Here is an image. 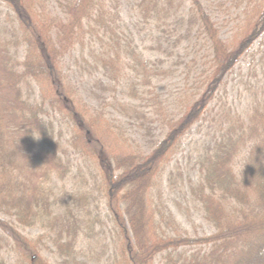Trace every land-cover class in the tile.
<instances>
[{
  "label": "trees",
  "instance_id": "trees-1",
  "mask_svg": "<svg viewBox=\"0 0 264 264\" xmlns=\"http://www.w3.org/2000/svg\"><path fill=\"white\" fill-rule=\"evenodd\" d=\"M122 1L49 0L46 13L39 0H0L13 20L6 30L9 37L0 28V264H49L39 254V241L22 236L3 213L18 224L45 220L54 228L50 237L60 252L72 251L81 231L93 236L91 230L103 225L84 207L94 201L89 189L84 195L66 193L62 205L52 197L53 185L48 184L54 171L68 169L63 156L70 155L45 119L48 107L64 112L71 123L75 153L97 163L93 180L99 177L97 188L106 199L104 212L114 240L111 263L153 264L161 257L163 264H264V70L261 77L248 74L242 109L223 104L215 114L208 113L226 75L264 33V0L244 5L238 17L244 18L246 29L230 43L199 0H125L126 8ZM123 9L131 14L132 26ZM192 38L203 56L185 61L181 46ZM77 46L90 74L113 81H100L102 91L119 88V112L124 108L141 125L162 126L163 138L146 152L107 149L98 122L77 101L66 75L64 54ZM199 68L205 75L194 78L191 86L186 77V86L160 93L179 70L190 74ZM142 105L152 113L141 112ZM205 111L217 129L197 126L200 136L192 144H201V150L181 147L187 136L192 140L191 129ZM184 151L194 162L186 175L194 176L182 193L191 196L210 230L192 238L176 228L168 231L180 223L162 195L154 200L152 194L162 168ZM32 174L43 179L35 187L28 184ZM84 185H89L87 179ZM54 207L63 208L60 219Z\"/></svg>",
  "mask_w": 264,
  "mask_h": 264
},
{
  "label": "rangeland",
  "instance_id": "rangeland-1",
  "mask_svg": "<svg viewBox=\"0 0 264 264\" xmlns=\"http://www.w3.org/2000/svg\"><path fill=\"white\" fill-rule=\"evenodd\" d=\"M190 1L191 0H187V4H189ZM39 2L43 4L46 11V8L48 9L49 0H39ZM199 2L202 7L207 6V10L211 12L213 20L218 24L217 27L220 30L219 35L223 39H227L230 43L232 40L237 42L246 29L244 18L238 17L244 5L251 2V7H253L255 3H261V0H199ZM122 3L126 8L127 4L125 0H123ZM11 15L7 8L0 2V28L3 32L5 31L4 33L7 37H9L10 34L6 32V30L11 29L13 22ZM123 16L127 25L132 26L131 14L123 9ZM49 18L50 16L47 15V22ZM64 32L69 33L70 31L65 30ZM84 40L85 38L80 42ZM80 42L77 43L79 47L81 45ZM188 42L189 41H185L181 46L183 48V54H185V61L191 60L194 56H196V58L202 57L203 51L200 44L194 42L193 38L190 43ZM78 46L73 52L66 51L64 54L66 75L75 89V95L77 94L76 97L78 98L77 101H82V104L85 105V112L88 111L95 121V124L98 122L96 124L98 133L105 140L107 149L113 153L122 154H130L133 151L146 152L154 142L163 138L164 131L162 126H160L159 123L151 124L147 122L141 125L135 118L130 119L126 113L124 114V108H120L121 112H119L116 108V97L120 96L119 88L110 87L106 91H102L100 81L105 85L108 82L111 85L113 81L105 77L104 74H90L85 67L84 60L81 61L80 52L82 51H79ZM142 49L145 54H148V51L144 49L143 45ZM86 52H84L83 55L84 58L87 59L88 55ZM202 62L204 61H198V65ZM253 68L256 73H254ZM201 70V68H199L198 71L192 70L190 74H186L185 70H179L176 73V78L171 83L167 85L164 84L165 88L161 89L160 93L165 95L168 90L175 89L179 86L182 87L183 85L186 86V77L188 78L187 87L189 85L191 86L194 78L205 75L200 74ZM262 70H264V33L255 40L252 48L245 52L237 65L226 75L216 97L209 106L208 113L215 114L223 104L226 106L232 104L236 109H242L247 102L244 93L245 89L248 88V81H245L249 77L248 74H258V76L261 77ZM249 80L253 82L254 79L249 78ZM164 97L165 96H163V98ZM45 104L47 106L48 101H46ZM46 106H44L43 109L47 108ZM140 111L148 114L152 113V109L146 105H142ZM53 113L50 107H48L44 111V114H47L45 119L53 123L54 136L58 137L59 135L62 137V142L65 141L67 148H69L67 154L70 155V158L68 159L67 155L63 156L65 163L68 160V164L66 163L68 169L63 167V171L58 169L53 173V182L48 184V186L53 185L54 195L52 197L59 200V203L62 205L63 198H68L66 193L71 194V192H77L79 195H84L86 189H89L94 201H91L90 205L87 202L84 207L89 210L91 218L94 219V216H97L98 220H100L103 225H97L94 230H91L92 232L90 233H92L93 236L86 233V231H81L78 238L74 241L75 245L72 251L60 252L56 250L51 241L50 233L54 231V228L49 226L45 220H38L36 223L18 224L13 216H6L5 213H3V217H7L15 230L25 238L39 241L37 245L39 254L45 258L49 264H113L111 262L114 257L112 253L114 240L109 233L111 232V225L108 224V219L104 212L106 199L99 193L97 188L100 183L99 177L97 178V182L93 180L95 178H93V176L96 175L97 172V163L89 158H85L84 160L83 156H78L75 153L76 150L74 145L71 144V140L69 139L72 133H70L71 129L68 126L71 125V123L64 118V112L55 111V113ZM208 113L205 111L198 125L196 124L192 127V140L189 142V136H187L181 147H189V149L194 147L197 150L199 145L194 146L192 144V142L197 140L200 136L197 126H199L200 129L207 124L216 126V123L212 121V115ZM217 127L218 126H216L215 129H217ZM203 132L202 130V133ZM201 148L202 145L200 144L199 150H201ZM18 163H20V161H18ZM193 164V159L187 151L182 153L178 152L160 171L157 181L153 186L152 193L154 200L158 199V194L162 195L161 201L162 199L166 201L168 206L173 210L177 221L180 223L179 225L169 227L168 231L171 233L172 230L176 228L182 235L191 238L194 236L207 235L210 231L208 224L201 218L202 214L199 208L193 204L191 196L187 193L184 195L182 193V186L184 185L187 188L188 178H193L194 176H192V173L186 175L187 170H193ZM46 165L47 163L43 167ZM18 168L20 170V165ZM36 169L38 174L40 170H42L38 167ZM28 172L30 173V171ZM86 179L89 181L88 186L84 185ZM42 181L43 179H41V177L37 178V176L34 177L32 174L31 179L28 180V184L31 185V187H35L38 185V182ZM47 183L46 181L45 184ZM170 188L174 189V191H168ZM170 192L174 194L169 196ZM194 206L198 209L201 216L195 211ZM53 211H56V214L60 215L59 219L64 215L63 208L54 207ZM105 223H107V225H105ZM100 228L102 233L99 232ZM102 244L107 245V248L103 250ZM6 248L7 247H5V250ZM153 264H163L162 258L157 257Z\"/></svg>",
  "mask_w": 264,
  "mask_h": 264
},
{
  "label": "clouds",
  "instance_id": "clouds-1",
  "mask_svg": "<svg viewBox=\"0 0 264 264\" xmlns=\"http://www.w3.org/2000/svg\"><path fill=\"white\" fill-rule=\"evenodd\" d=\"M38 137V136H37Z\"/></svg>",
  "mask_w": 264,
  "mask_h": 264
}]
</instances>
